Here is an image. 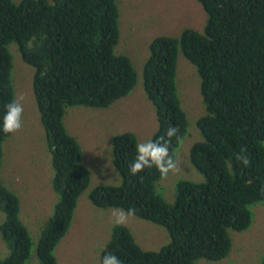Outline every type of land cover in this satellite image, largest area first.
I'll use <instances>...</instances> for the list:
<instances>
[{"label":"trees","instance_id":"1","mask_svg":"<svg viewBox=\"0 0 264 264\" xmlns=\"http://www.w3.org/2000/svg\"><path fill=\"white\" fill-rule=\"evenodd\" d=\"M194 1L207 14L204 31L155 38L143 76L158 122L151 139L177 126L179 139L173 138L170 149L176 159L188 132L177 88L179 53L196 68L206 112L197 122L203 139L192 147L190 160L205 182H180L175 203H166L156 192L162 177L155 167L129 172L136 135L115 136L113 166L122 184L95 188L91 202L102 209L135 208L136 217L164 227L171 242L159 252H147L128 228L115 226L101 258L110 252L123 264L220 261L232 249L230 231L250 227L248 207L264 204V0ZM119 19L118 0H0V168L3 144L12 135L2 131V121L5 105L15 99L9 47L16 43L35 70L33 90L52 154L53 188L60 196L37 247L39 264H57L54 251L91 180L82 148L66 130L67 110L109 108L138 83L131 60L115 52ZM242 148L250 160L247 167L236 159ZM0 210L5 215L0 232L10 250L0 264H26L32 238L20 219L19 198L3 185Z\"/></svg>","mask_w":264,"mask_h":264},{"label":"rangeland","instance_id":"2","mask_svg":"<svg viewBox=\"0 0 264 264\" xmlns=\"http://www.w3.org/2000/svg\"><path fill=\"white\" fill-rule=\"evenodd\" d=\"M20 4L23 0H12ZM120 9V41L117 55L128 57L138 75L132 93L109 108H69L64 117L68 133L82 148V163L90 171V184L79 199L74 218L66 236L54 251L57 264H101L102 252L109 244L115 226L113 208L96 207L90 194L99 186H120L122 178L113 166L112 140L127 132L134 133L138 143L152 138L158 129L156 110L144 90V66L149 57L151 42L162 36L179 37L186 29L202 33L207 14L194 0H118ZM13 56L15 99L23 95V127L3 144L0 185L8 188L20 200V219L32 238L31 256L26 264H39L37 247L43 229L53 217L60 196L54 191L52 154L33 90L35 70L24 62L19 47H9ZM177 88L181 105L188 118V132L176 150L181 171L169 173L156 185L157 194L168 204H174L177 187L182 181L195 184L205 177L192 165V147L203 139L197 127L205 115L201 95V79L196 68L182 52L178 56ZM252 223L242 232L230 231L232 249L220 261L204 259L196 264H262L264 261V204L248 207ZM5 215L0 210V227ZM128 228L136 243L147 252H159L169 245L168 231L157 224L136 216ZM10 255L0 232V259Z\"/></svg>","mask_w":264,"mask_h":264},{"label":"clouds","instance_id":"3","mask_svg":"<svg viewBox=\"0 0 264 264\" xmlns=\"http://www.w3.org/2000/svg\"><path fill=\"white\" fill-rule=\"evenodd\" d=\"M23 95L10 101L5 105V112L2 121V131L5 134H14L23 127L24 106ZM179 128L170 125L166 132L157 139H149L140 142L135 146L136 155L129 164L131 175H137L146 168L155 167L162 178H167L169 173L178 174L181 171L179 160L175 159L170 152L173 138L179 139ZM236 159L247 167L250 164L247 150L242 148L237 154ZM136 215L135 208H114L111 212L114 225L123 226L127 224L130 218ZM101 264H123V261L112 253L103 256Z\"/></svg>","mask_w":264,"mask_h":264}]
</instances>
